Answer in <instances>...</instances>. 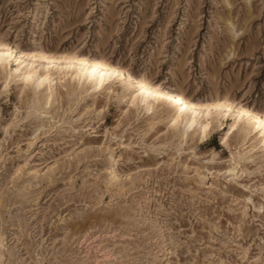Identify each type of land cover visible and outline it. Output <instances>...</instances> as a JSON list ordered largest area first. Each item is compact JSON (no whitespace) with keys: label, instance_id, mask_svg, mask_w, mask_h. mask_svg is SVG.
<instances>
[{"label":"rangeland","instance_id":"rangeland-1","mask_svg":"<svg viewBox=\"0 0 264 264\" xmlns=\"http://www.w3.org/2000/svg\"><path fill=\"white\" fill-rule=\"evenodd\" d=\"M0 44L62 67L37 90L0 65V264H264V131L231 110L184 133L169 100L64 68L264 116V0H0Z\"/></svg>","mask_w":264,"mask_h":264},{"label":"bare ground","instance_id":"bare-ground-1","mask_svg":"<svg viewBox=\"0 0 264 264\" xmlns=\"http://www.w3.org/2000/svg\"><path fill=\"white\" fill-rule=\"evenodd\" d=\"M33 33L34 31L32 30L30 34ZM34 59L45 61L46 65L44 66V72H39L33 65ZM58 59L59 58L53 56L29 55L8 44H0V65H9L10 60H13L14 62H12L16 63V66L14 69L10 70L9 74H17L16 76L20 77L24 83H31L33 88L37 90L44 86V84H47L48 87L52 85V89L54 85H56V83L53 82L54 78L51 68L62 69V67L57 65L56 61ZM65 59L68 65L64 68H74L69 74L71 79L80 84H88L89 87L94 90L102 88L103 84L108 79L114 78L115 76L134 83L137 89L131 95V102L135 103L137 106H142L146 111H154L155 102H158L157 99L160 101L169 100L172 106H178V110L175 111L172 116V123L173 125L180 123L184 133L198 127L202 137L209 129V117L212 114H216L217 116L221 113L228 114L231 110L236 113L237 120H246L245 127L250 129L254 128L262 132L264 131V116L253 112L246 106H240L234 102L206 101L192 103L181 97L179 94L169 91L166 88L161 86L155 87L142 78H132L129 73L101 57L90 59L87 56L77 57L73 53H68ZM24 63L28 64L25 70L21 68ZM64 75H67V72H65ZM234 127L235 123L230 126V129H233ZM243 132L246 133L247 128H243ZM259 143L264 145L263 133H261ZM111 167H113L112 156L109 157L107 165V168Z\"/></svg>","mask_w":264,"mask_h":264}]
</instances>
